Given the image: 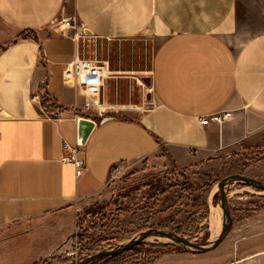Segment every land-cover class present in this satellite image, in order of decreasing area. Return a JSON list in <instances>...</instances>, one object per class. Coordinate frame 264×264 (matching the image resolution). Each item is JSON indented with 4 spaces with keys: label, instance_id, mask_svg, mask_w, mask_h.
<instances>
[{
    "label": "crops",
    "instance_id": "crops-1",
    "mask_svg": "<svg viewBox=\"0 0 264 264\" xmlns=\"http://www.w3.org/2000/svg\"><path fill=\"white\" fill-rule=\"evenodd\" d=\"M240 2L0 0V245L48 234L28 264L68 251L82 206L103 193L114 166L160 158L182 167L264 150V32L246 36ZM70 17L93 36L95 50L85 56L112 72L94 109L63 80L75 45L57 23ZM144 77L147 103L120 102V86L132 92ZM225 112L231 117L221 125L200 123ZM79 118L97 125L76 178L61 159L65 142L77 144ZM252 221L258 227L221 260L211 251L170 252L152 264H264V241H252L264 236V223Z\"/></svg>",
    "mask_w": 264,
    "mask_h": 264
},
{
    "label": "rangeland",
    "instance_id": "rangeland-1",
    "mask_svg": "<svg viewBox=\"0 0 264 264\" xmlns=\"http://www.w3.org/2000/svg\"><path fill=\"white\" fill-rule=\"evenodd\" d=\"M239 5L238 18L246 36L264 32V0H241ZM61 21L57 23L58 29ZM83 42L86 50L93 52L94 44L85 39ZM136 87L131 92L129 85H121L118 97L120 102L137 105L147 103L144 95L147 86L142 79ZM113 90L117 95L116 87ZM110 96L114 97L108 92V99H111ZM46 102V106L49 105V101ZM247 170L254 174L249 177L264 182V150L237 155L225 162L216 160L182 167L168 164L160 158L122 165L120 171H110L103 193L82 206L78 220L80 223L70 239V249L36 264H81L100 252L117 251L152 229L169 231L193 243L207 245L213 241L209 227V221L214 216H211V210L214 207L220 208L221 203L218 183L234 174L246 175ZM225 191L233 223L225 240L208 253L216 259L232 254L242 234H249L258 227L251 225V222L247 225L251 219L253 223H259V229H262L264 223L263 191L240 181L226 183ZM220 211L224 223L221 208ZM62 226L66 229L70 227L66 221ZM15 237L0 245V264H28L50 241L48 234L41 236L34 233L28 238ZM252 241L254 244L264 241V236ZM141 244L153 246L140 248L147 254L141 258L145 264L152 263L160 252H167L171 250L170 247L178 250L184 248L172 240L154 235ZM131 254L125 252L119 260L123 261ZM90 264H105V260L99 258Z\"/></svg>",
    "mask_w": 264,
    "mask_h": 264
},
{
    "label": "built area",
    "instance_id": "built-area-1",
    "mask_svg": "<svg viewBox=\"0 0 264 264\" xmlns=\"http://www.w3.org/2000/svg\"><path fill=\"white\" fill-rule=\"evenodd\" d=\"M60 30L71 31L75 45L74 55L71 57L70 61L66 63L63 70V80L80 89L85 96V109L97 108L104 81L109 78L112 73L109 70L108 63L104 60L90 59L85 56L86 45H84L83 40L85 39V41L92 42L93 36L79 23L76 17L63 19L61 21ZM95 102L98 103L97 106H93ZM230 117L231 113L229 112L216 113L205 118H200V123L205 126L210 123L221 125ZM80 149L81 147L77 144L70 145L66 142L63 144L62 163L73 166L76 178H80L86 170V164L79 155ZM120 170V165L114 166L111 169V171L117 172Z\"/></svg>",
    "mask_w": 264,
    "mask_h": 264
},
{
    "label": "water",
    "instance_id": "water-1",
    "mask_svg": "<svg viewBox=\"0 0 264 264\" xmlns=\"http://www.w3.org/2000/svg\"><path fill=\"white\" fill-rule=\"evenodd\" d=\"M142 82L147 86L150 87V79L148 77L142 78ZM147 99L149 100V96H147ZM111 118L107 117L104 118L101 122L105 123L109 121ZM97 122L87 119V118H79L77 120V145L80 147H83L86 145L91 133L93 130L96 128ZM232 181H240L248 186H251L253 188H256L260 191L264 192V182L256 180L254 178L245 176V175H240V174H234L228 177L223 178L219 183H218V190L221 198V203H220V208L222 209L223 212V217H224V223H223V228L221 230V233L219 236L212 242H209L207 245H200L197 243H193L184 237L178 236L175 233L169 232V231H162V230H148L145 231L144 233L140 234L139 237L136 239L128 242L124 246H122L119 250L113 251V252H100L94 256L89 257L86 259L83 263L81 264H90L94 262L95 260L103 257H113V256H118L121 255L130 249L132 247L139 245L141 243H144L145 240L154 235L160 238H166L169 240H172L175 244L180 245L184 247L185 249H188L192 252H198V253H206L209 251H212L216 249L227 237V235L230 233L231 228H232V218L230 216V211L228 207V198L226 195L225 191V186L226 183L232 182Z\"/></svg>",
    "mask_w": 264,
    "mask_h": 264
},
{
    "label": "trees",
    "instance_id": "trees-1",
    "mask_svg": "<svg viewBox=\"0 0 264 264\" xmlns=\"http://www.w3.org/2000/svg\"><path fill=\"white\" fill-rule=\"evenodd\" d=\"M46 101H47L46 98L43 97L42 105L44 106V108H46L48 110L49 114H51V115L54 114L52 112H55V110H53V109L49 110V108L47 107L48 105L46 106V104H47ZM79 223H80V221L78 222V225H79ZM141 247H144V249H145V248H150L153 246L150 244L149 245L148 244L147 245L146 244L145 245H143V244L136 245L131 250L127 251L128 253L131 252L133 254H131V256H129V257L124 258L123 259L124 262L119 260L120 255L113 256V257H103L101 259L105 260V264H142L144 261L141 258H144L145 255H147V254H145V252H142L145 250H141L140 249ZM155 247H158V246L155 245ZM158 248H163V247H158ZM170 248H171V250H167V252H163V251L160 252V255L158 254L159 256L157 255V257H160L162 254L170 253V252H183V253H190L191 252L190 250L184 249V248L182 250H178V249H176V247H170ZM165 249H167V247ZM157 257L153 260V262L158 259ZM119 262H121V263H119ZM152 263H149V264H152ZM144 264H145V262H144Z\"/></svg>",
    "mask_w": 264,
    "mask_h": 264
},
{
    "label": "bare ground",
    "instance_id": "bare-ground-1",
    "mask_svg": "<svg viewBox=\"0 0 264 264\" xmlns=\"http://www.w3.org/2000/svg\"><path fill=\"white\" fill-rule=\"evenodd\" d=\"M90 46V45H89ZM95 50V49H94ZM93 50V51H94ZM102 51V50H101ZM91 56V55H90ZM93 56V55H92ZM89 58V57H88ZM98 103L95 102L93 103V106H97ZM211 216L214 214V216L211 218V220L209 221V227H210V232L212 234V238L213 241L219 236L221 229H222V215H221V211L220 208L218 207H214L211 210ZM152 240V239H151Z\"/></svg>",
    "mask_w": 264,
    "mask_h": 264
}]
</instances>
